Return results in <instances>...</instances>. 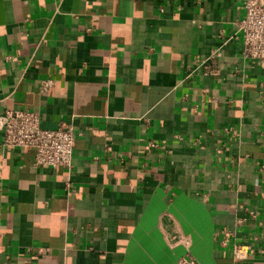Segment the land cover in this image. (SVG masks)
<instances>
[{"label": "crops", "instance_id": "1", "mask_svg": "<svg viewBox=\"0 0 264 264\" xmlns=\"http://www.w3.org/2000/svg\"><path fill=\"white\" fill-rule=\"evenodd\" d=\"M242 1L0 0V113L75 138L70 168L0 143V264H264V61L233 37Z\"/></svg>", "mask_w": 264, "mask_h": 264}, {"label": "built area", "instance_id": "2", "mask_svg": "<svg viewBox=\"0 0 264 264\" xmlns=\"http://www.w3.org/2000/svg\"><path fill=\"white\" fill-rule=\"evenodd\" d=\"M243 16L236 21L237 29L233 35L241 41L243 58L264 61V0H243ZM158 10L163 11L159 5ZM220 47L209 55L197 59L204 75H217L220 70L218 58ZM45 85L48 82H43ZM1 145L5 147L31 148L34 151V167H63L72 165L74 133L71 126L61 124L56 128L41 127V115L36 111L7 108L0 113ZM150 145H155L153 142ZM264 168V165H262ZM249 215L254 217L251 211ZM252 250L236 247L234 257L242 258ZM178 264H200L189 253L182 255Z\"/></svg>", "mask_w": 264, "mask_h": 264}]
</instances>
